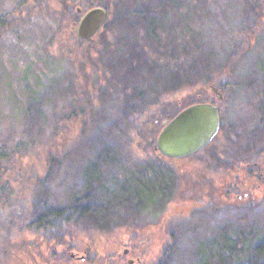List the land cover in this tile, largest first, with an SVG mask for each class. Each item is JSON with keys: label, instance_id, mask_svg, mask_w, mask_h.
I'll return each mask as SVG.
<instances>
[{"label": "rangeland", "instance_id": "rangeland-1", "mask_svg": "<svg viewBox=\"0 0 264 264\" xmlns=\"http://www.w3.org/2000/svg\"><path fill=\"white\" fill-rule=\"evenodd\" d=\"M93 7L108 22L79 41ZM0 18V264H201L203 249L226 264V237L263 263L264 0H0ZM211 99L221 130L206 148L154 149L175 113ZM99 156L89 195L126 183L120 218L35 227L38 202L90 190Z\"/></svg>", "mask_w": 264, "mask_h": 264}, {"label": "water", "instance_id": "water-1", "mask_svg": "<svg viewBox=\"0 0 264 264\" xmlns=\"http://www.w3.org/2000/svg\"><path fill=\"white\" fill-rule=\"evenodd\" d=\"M76 11L80 12V9L77 8ZM106 17L107 12L102 7H93L83 12L75 27L76 38L79 41H91L101 30ZM218 127L219 115L216 106L204 102L191 104L164 124L157 135L154 149L166 158L191 157L211 142ZM127 252L123 250V254Z\"/></svg>", "mask_w": 264, "mask_h": 264}, {"label": "trees", "instance_id": "trees-1", "mask_svg": "<svg viewBox=\"0 0 264 264\" xmlns=\"http://www.w3.org/2000/svg\"><path fill=\"white\" fill-rule=\"evenodd\" d=\"M107 22H108V18H106L105 25ZM0 25H4L3 18H0ZM104 162H105L104 158L99 156L97 157V160L90 163V165L86 169V173L84 174V176L88 179V183H89L88 186H90V190L87 193H84L79 198L77 197L76 199H74L71 204L64 206L62 208H51L48 206H43L40 202H38L35 206L36 209L35 218H34L35 227L41 229L42 232L49 234L52 231L60 232V230H62L63 227H66V225L69 224H75L76 222H78V220L81 217H86L88 220L95 222L98 226H104V227L110 224L112 219L116 217L120 218L117 216L119 215L117 214V210L124 205L123 201L126 199L124 196H126L130 191L126 183L124 184V186L119 184L117 188L114 189L113 192H108L106 194V197L103 198V200H97V201H95V199L92 200V198L89 195L91 193V190L94 188L93 181L98 183L100 180L101 170H102L101 167L102 164H104ZM96 187L97 188H95L96 189L95 192H99L98 185ZM8 197H10L9 194L6 196V198ZM127 200H129V198H127L125 201ZM156 221L157 220H155L154 223H156ZM66 232L67 231H65L63 234H65ZM60 235H62V233ZM70 236L71 234L69 233V238ZM229 239L230 238L227 239V237L225 238L226 242L224 243L225 245L222 247L223 250L221 252L222 255L226 256V258H224L226 259V264H257V262L254 261V254L248 251L246 253L247 261H244L239 255L236 257L237 254L235 253L234 250L235 249L238 250L237 245L241 249L240 243H238L237 241L233 242L232 239L230 240ZM206 253L207 252L205 251V249L201 250V257H202L201 261L203 262V263L201 262V264H204V261L207 258ZM257 256L260 257V254L257 253ZM64 257H66V255H64ZM235 258H236L235 262L228 263V259L231 260ZM262 258L264 259L263 256ZM85 261H90V258L86 256ZM111 262L110 264H112ZM93 264H96V261H94ZM159 264H164L163 258L161 259V262H159ZM260 264H264V261L263 263Z\"/></svg>", "mask_w": 264, "mask_h": 264}, {"label": "flooded vegetation", "instance_id": "flooded-vegetation-1", "mask_svg": "<svg viewBox=\"0 0 264 264\" xmlns=\"http://www.w3.org/2000/svg\"><path fill=\"white\" fill-rule=\"evenodd\" d=\"M104 24H105V22H104ZM104 24H103V26H104ZM103 26H102V28H103ZM102 28H101V30H102ZM99 33V32H98ZM97 34V33H96ZM219 94V96H218V99H217V103L218 102H221L223 99H224V97L220 94V92L218 93ZM200 102H204V103H210V104H212V105H214V106H216V108H217V110H218V115H219V127H218V131H217V133H216V135L220 132V130H221V110H220V106L214 101V100H202V101H198L197 103H200ZM260 110H262V109H260ZM176 114V113H175ZM174 114V115H175ZM215 135V136H216ZM214 136V137H215ZM213 137V138H214ZM213 140V139H212ZM211 140V141H212ZM210 144V143H209ZM208 144V145H209ZM207 145V146H208ZM206 146V147H207ZM205 147V148H206ZM252 174V173H251ZM254 177H256V178H258V175L256 176V174L255 173H253L252 174ZM259 176H260V174H259ZM259 180H261V181H264V177L263 178H259ZM258 187H260V184H258ZM127 254H128V252H127ZM126 255V254H125ZM73 259H75V260H77V261H85L86 260V255L85 254H81L80 256H79V258H76L75 256H73Z\"/></svg>", "mask_w": 264, "mask_h": 264}]
</instances>
